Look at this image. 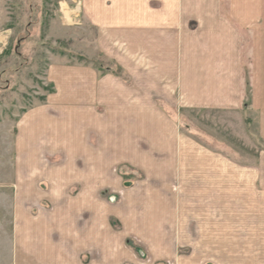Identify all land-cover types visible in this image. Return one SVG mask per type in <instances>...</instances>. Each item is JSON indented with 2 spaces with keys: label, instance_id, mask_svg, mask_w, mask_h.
<instances>
[{
  "label": "crops",
  "instance_id": "1",
  "mask_svg": "<svg viewBox=\"0 0 264 264\" xmlns=\"http://www.w3.org/2000/svg\"><path fill=\"white\" fill-rule=\"evenodd\" d=\"M82 4L99 69L49 59L52 88L15 123L5 175L16 200L32 202L29 213L15 207L16 259L70 264L90 251L101 264H137L145 249L168 263L188 226L206 224L215 260L217 241L231 250L233 197L241 255L263 257L264 0ZM66 112L81 114L76 134ZM226 130H238V160L215 148L232 143ZM205 207L207 219L186 214Z\"/></svg>",
  "mask_w": 264,
  "mask_h": 264
},
{
  "label": "rangeland",
  "instance_id": "2",
  "mask_svg": "<svg viewBox=\"0 0 264 264\" xmlns=\"http://www.w3.org/2000/svg\"><path fill=\"white\" fill-rule=\"evenodd\" d=\"M65 1L68 2V7L63 5ZM0 7L4 14V19L0 23V264H25L16 259L15 249L14 211L17 203L19 204L21 201L16 200L18 198H16L14 183L8 180L5 175V171L8 169L12 171L15 164L14 160L10 159L14 158L12 153L16 133L15 123L25 115L28 109L43 103L52 88L51 84L43 78L49 59L55 63L62 59H67L70 62L93 63L99 69L100 57L99 51L94 49L95 44H85V41H94L93 33L81 31L79 24L82 11L78 16L73 14L77 10H75L77 8L76 0H0ZM87 38L89 40H86ZM66 113L74 117L71 132L76 134L81 128L79 117L81 114H79L80 112ZM194 117L200 121L207 120L200 114H195ZM209 121L212 120L209 119ZM216 131L221 135L223 133V129L219 125ZM235 132L226 130L223 135L232 143L228 146L217 144L215 148L225 152L223 149L227 150L231 147L234 153L233 158L238 160L240 148L238 130ZM51 134L54 135V132L51 131ZM75 136L73 137L75 138ZM135 178L138 180L140 177L136 174ZM232 200L233 206L230 210L232 238L228 242L231 244L229 253L224 254V242L217 241L216 253H220V255H216L215 260L213 257L209 258L208 227L206 224L203 226L193 225L188 226L189 240L177 241L179 246L177 259H169L168 263H165L164 260L157 261L152 256H146L145 249H141L142 251L138 250L136 254L137 257H140L136 263L264 264V256L257 258L241 255L246 249L247 242L239 239L240 207L238 200H235L234 197ZM22 202L28 213L32 211L30 209L31 201L23 200ZM22 202L20 204H23ZM200 202L202 205L204 204L203 201ZM44 206H49V204H44ZM33 211L35 212V210ZM193 212H195L194 215L201 213L202 218L207 219V207L194 211L189 209L186 214L191 215ZM28 218L23 217L24 220L21 221L20 227L31 229V225L27 224ZM23 235L26 236V233ZM24 239L26 241V237ZM136 244L140 246L139 243ZM219 245L221 248L218 247ZM101 261L99 253L88 251L77 262L70 264H101Z\"/></svg>",
  "mask_w": 264,
  "mask_h": 264
},
{
  "label": "built area",
  "instance_id": "3",
  "mask_svg": "<svg viewBox=\"0 0 264 264\" xmlns=\"http://www.w3.org/2000/svg\"><path fill=\"white\" fill-rule=\"evenodd\" d=\"M76 3H77V8H75V10H76V9H77V10H76V12L73 13V14L78 16L79 12L82 11V5H83V4H82V1H81V0H79V1L76 0ZM75 10H74V11H75Z\"/></svg>",
  "mask_w": 264,
  "mask_h": 264
}]
</instances>
